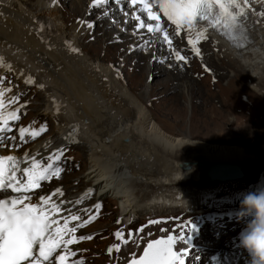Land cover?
Masks as SVG:
<instances>
[{
    "label": "bare ground",
    "instance_id": "obj_1",
    "mask_svg": "<svg viewBox=\"0 0 264 264\" xmlns=\"http://www.w3.org/2000/svg\"><path fill=\"white\" fill-rule=\"evenodd\" d=\"M66 1L60 0L57 7L53 0H1L0 57L4 55L16 69L26 73L23 80H33L24 87L41 97L40 115L46 122H53V130L48 134L58 143H72L83 150V166L87 169L76 181L79 185L66 186L68 191H74L85 201L93 198L94 203L111 199L119 205L122 218L147 213L152 218L160 217L183 212L185 208L196 209L217 198L221 190L202 197L193 185L186 186L187 181L197 183L203 173L201 165L256 163V158L240 146L238 138L246 132L233 138L203 136L197 140L200 137L191 136L190 130L174 136L158 122L175 112L182 114L186 107L193 110L191 100L187 99L188 86L186 93L185 87L177 90L178 96L172 103L161 99L169 89L173 91L166 75L175 70L180 73L178 67H185L175 58L181 43L170 47L163 40V33L137 30L139 21L132 18L133 12L140 14L145 23L151 22L129 3L114 2L110 7L107 4L93 8V0H74L65 5ZM247 4L262 7L264 0H247ZM98 10L94 27H88L92 25L89 16ZM249 30L252 43L241 50L212 35L208 44L219 52L208 61L218 66V78L227 79L223 86L205 84L210 99L219 105L203 109L199 120L190 112L189 129L192 122L198 121L208 132L218 135L227 133L226 126L233 122L241 125L244 117L234 111L242 104L237 101L238 94L249 97L248 107L256 108L253 93H264V17L250 19ZM117 41L122 44H116ZM138 49H147L149 58L145 53H134ZM168 56L169 62L154 70L151 60L160 61ZM239 68L244 71V80L250 83L247 87L236 71ZM27 69L44 73L28 74ZM1 71L13 74L7 65ZM183 72L186 75L187 71ZM160 75L165 78L159 79ZM124 77L130 82L129 87L123 84ZM197 90L205 94L202 85ZM38 110L33 107L32 113ZM250 116L253 122L256 113L253 111ZM9 154L19 152L12 150ZM5 155L7 152L0 150V156ZM243 174L245 178L244 168ZM211 241L209 249L213 252L220 241ZM200 252L196 256L204 254L203 250ZM199 258L204 260V255Z\"/></svg>",
    "mask_w": 264,
    "mask_h": 264
},
{
    "label": "snow or ice",
    "instance_id": "obj_2",
    "mask_svg": "<svg viewBox=\"0 0 264 264\" xmlns=\"http://www.w3.org/2000/svg\"><path fill=\"white\" fill-rule=\"evenodd\" d=\"M55 2L56 0H53V3ZM112 2L113 0H93L90 7L96 8L101 4L107 5ZM116 2L132 5L141 3L142 7L139 9V13H146L147 20L156 21V23L155 25L145 23L140 14L133 12L132 18L139 21L137 30L146 28L150 34L163 32V40L171 47L172 40L162 28L159 14L151 10V5L147 0H116ZM246 3L247 0H245ZM159 8L167 20L175 25L176 35H179L184 27L191 32L197 30L202 22H207L208 26L222 32L225 36L234 38L240 35L246 26L247 13L238 0H160ZM104 14L108 15L107 12ZM125 15L127 16L128 13L125 12ZM88 27H93V25L89 24ZM205 31L197 32V40L204 38ZM188 44L191 45L192 51L196 55H200V49L196 47V42L193 39L189 38ZM175 56L178 61L187 63V58L180 55L179 51H175ZM0 64H3L2 58H0ZM27 82L33 83V80L29 77ZM2 84L3 80L0 79V85ZM10 91V88L0 87V123L4 125L0 127V145H3L6 139H15V136H7V133L12 132L10 122L19 119L17 115L20 111L19 108L13 111L6 110L4 98L5 94ZM18 99L19 97H12L8 104L15 103ZM28 131L26 128H19L21 142H24L25 134ZM40 131H44V129L42 128ZM37 135H39L38 132H31L32 138ZM29 155V153H25L24 157L0 156V264H53L52 257L62 245L66 255L56 256L55 261L56 264H65L68 256L76 255L75 252L68 249V245L76 243L78 240L74 236L64 240V236L68 233H75L77 227L83 225L69 228V220L65 218L63 228L54 227L58 222L49 219L50 212L60 210V205L52 202V196L63 195L61 189H56L48 196H39L36 203L32 202L33 196L24 195V193L40 188L42 181L50 180L53 176L58 178L63 171L58 164L59 156L55 158V162L48 163L46 167L34 158L30 167H22L26 163L25 157ZM51 159L49 157V160ZM100 207V204L95 205L97 212ZM94 218L90 216L84 223L87 224ZM70 219L76 221L79 217L72 215ZM176 219L179 218H171L166 223L171 224ZM159 223H161L159 220L148 222L149 225ZM147 227L148 225L142 226L137 232H143ZM193 230L194 227L187 222L177 223L171 229H160L161 232L168 234L149 240L142 255L137 259L133 253L128 264H185L184 257L187 255V248L179 247V245L181 242L184 245L187 243L189 233H192ZM114 235L123 244H128L132 237V233H129V239H124L123 230H118ZM149 235L152 234L149 233ZM91 238L90 236H81L79 240ZM113 249L119 252L120 245L110 246L109 254ZM74 264H83V261H75Z\"/></svg>",
    "mask_w": 264,
    "mask_h": 264
},
{
    "label": "rangeland",
    "instance_id": "obj_3",
    "mask_svg": "<svg viewBox=\"0 0 264 264\" xmlns=\"http://www.w3.org/2000/svg\"><path fill=\"white\" fill-rule=\"evenodd\" d=\"M72 1L74 0H67L65 5H69ZM114 2H112L111 4H109L108 7H110ZM99 10L96 11L94 14H92V16H89L88 21L92 23L93 27L96 23V16L98 14ZM114 19H111V23L113 22ZM73 23V22H72ZM71 23V24H72ZM70 24V25H71ZM110 30H113V27H109ZM119 43V44H118ZM116 44L120 45L122 44V42L117 41ZM130 46V45H129ZM126 52V51H125ZM148 50L145 49H138L137 51H135L134 53L136 54H144L146 56V59H148L149 57L147 56ZM111 57H113V55H111ZM169 57L165 59H162L160 61L158 60H151V62H154V70H159L158 68H160L161 66H165L167 64V62H169ZM171 59V58H170ZM121 61V59H119V61H116V66H119V62ZM133 65V62L132 64ZM227 66H230V64L226 63ZM184 66V65H183ZM212 76L217 79V83L219 85H224L226 83V78H218V66L212 63ZM239 67V66H238ZM179 68V69H178ZM178 71H181L182 73L183 70H186V75H183L178 72L171 73L170 75L167 74L166 77L169 78V83H171V88H173V91L171 89H169V91H167V93L161 97V99H163V101L168 102V103H172L174 102L175 98L178 96V91L179 89H181L182 87L188 86L189 87V91L187 92V88L185 90V93L187 92L188 95V100H191L192 103V108L188 109V107L183 109L182 114L179 112H175V114L179 115L180 117H177L175 114L173 116H168L166 119H159L158 122L161 124L162 127H164L168 132H170L172 135H176V136H182L180 134H182L181 132H183V130L185 132H189V130L192 132L191 136L196 137V135L200 138H197V140H201L203 138V136H205V138H233L236 136H239L238 134L240 132H246L245 135L243 134L242 136H240L241 138H238L239 141H241L240 146L247 152L249 153L251 156H253L254 158H256V163H251V164H245L242 163V165L238 164L239 166L243 167L245 170V178H242L241 180L235 181V182H227V183H217V181H211V182H204L203 179H201V175L199 176V180L197 181L196 184H191V182H186V186H190L193 185L194 189L196 190V192L200 195H202V197L221 190V192L219 193V195L217 196V198L223 196V195H227L230 194L232 192L233 188H236L237 190H243V189H249L252 188L253 186H258L260 188L263 189L264 191V152L262 153V148L264 147V93L261 96H258L257 94L253 93L255 96L253 102L256 103L257 105H255L256 108H249L248 107V100L249 97L247 96H237V101L240 102L242 101V104H239L238 107L234 110L236 113H240V116H243V122L241 123H235L233 122L232 125L230 126H226L227 129H225V131H227V133H219L218 135H214L212 132H208V129H204L203 126H200L199 124H197L198 121H196L194 124L192 122V127L191 129H189L188 126V118L190 116V112L192 113V115H195V117L199 120L201 119V113L203 112L202 110L207 109L210 110L211 107L214 106H218L219 103L217 104L216 102H212V100L210 99V94L207 93L208 91V87L205 84H211V78H206L203 81H199L197 78H194L191 70L187 69L186 67H184V69L181 70L180 67H178ZM236 70V69H235ZM237 73L240 74V77L244 80L245 77L242 75L243 74V70H241L239 68V70ZM172 72V71H171ZM180 75L183 76L180 78ZM178 76V77H177ZM229 76V74H228ZM159 79L161 78H165V75H160L158 77ZM123 84L125 86H130V82L128 83L127 81V77L123 78ZM248 80H244L242 81V84H244V87L248 86L250 83L247 82ZM201 85L204 88L205 94H201L198 90L197 87H201ZM191 88V91H190ZM164 88L161 87L160 91H162ZM250 94H252V92H250ZM36 96V94H35ZM38 99L37 104L34 107H37V109H39L38 111H35L33 113V116L36 118L37 121H40L43 124L47 125V128L45 130V134L47 135L49 132H52L53 130V122L50 120L48 122H46L44 120V118H42V116L40 115L41 112V108H42V99L40 96H36ZM147 97V95L145 96V98ZM36 99V100H37ZM39 99H41L39 101ZM182 101V102H181ZM180 102L183 103V98H180ZM190 106V107H191ZM158 112H161V109H157ZM255 112L256 116L253 118V122H251L250 120V113L251 112ZM231 119L233 120V116L230 115ZM249 120V121H248ZM246 121V122H245ZM258 122V123H257ZM257 123V124H256ZM237 125V126H236ZM261 125V126H260ZM258 126V127H256ZM241 127V128H240ZM239 130H238V129ZM257 129V130H256ZM238 131V132H237ZM237 132V133H236ZM226 134V135H225ZM14 136V132H12L10 134L9 137ZM243 137V138H242ZM242 139V140H241ZM260 139V141H259ZM8 140V139H7ZM243 141V142H242ZM65 147H71L73 149H75L76 151H78L81 154L82 159L84 158V154L83 150L78 147L73 145L72 143H65L64 144ZM82 150V151H81ZM84 159L82 162H79V166L76 164V161H72V162H67V166H71L73 171L70 172L68 174V176L66 177V180H69V183L66 186H77L79 185V183H77L76 181L79 180L80 175L82 176V174L86 171L87 168H84ZM69 164V165H68ZM78 166V167H77ZM83 166V167H82ZM201 170V169H198ZM204 171V170H203ZM203 174V173H202ZM76 179V180H75ZM193 188H191L190 191L195 192ZM92 198H88V200H90ZM106 200H110V199H106ZM94 199L91 202V204L94 203ZM110 202V205L107 207V209L112 210V216L115 217V214L118 212L116 209L117 203L115 204ZM116 205L115 207H113L112 205ZM202 206V205H201ZM199 206V207H201ZM172 214H179L173 212ZM142 221V220H141ZM239 226L241 225L240 223H238ZM166 227L165 223H159V224H155L152 225L150 227H147L145 230V235L147 237H151V236H155L158 234H162L165 232H161L160 229ZM149 233H151L152 235H149ZM211 237V232L210 229L207 227H204L202 230V234L200 235V240L197 241V246L200 247V249L198 248L196 251H190L189 254H193V256H196V252H200L202 251L205 247H207L208 249L211 246V240L215 239V238H211L209 240V244L206 242V240H208V238ZM126 240L129 239V235L127 236V238H125ZM211 241V242H210ZM106 244V242L104 243V245ZM134 249V248H133ZM210 250V249H209ZM212 251V250H210ZM201 253V252H200ZM204 254V260H201L199 257L202 256L200 255L198 257V259L201 260L200 263H196L194 259H190L189 261H192V263L189 264H205L206 263V256L209 254L208 252L203 251ZM197 261V260H196ZM101 262H98V264H100Z\"/></svg>",
    "mask_w": 264,
    "mask_h": 264
},
{
    "label": "clouds",
    "instance_id": "obj_4",
    "mask_svg": "<svg viewBox=\"0 0 264 264\" xmlns=\"http://www.w3.org/2000/svg\"><path fill=\"white\" fill-rule=\"evenodd\" d=\"M241 207L245 214L254 217L242 234L241 243L252 255V264H264V191L245 195Z\"/></svg>",
    "mask_w": 264,
    "mask_h": 264
},
{
    "label": "water",
    "instance_id": "obj_5",
    "mask_svg": "<svg viewBox=\"0 0 264 264\" xmlns=\"http://www.w3.org/2000/svg\"><path fill=\"white\" fill-rule=\"evenodd\" d=\"M203 174L201 179L204 182H231L238 180L244 176L243 168L231 163H209L201 165Z\"/></svg>",
    "mask_w": 264,
    "mask_h": 264
}]
</instances>
